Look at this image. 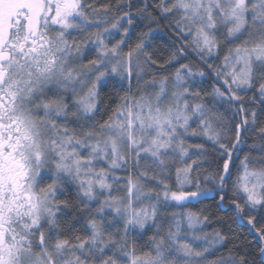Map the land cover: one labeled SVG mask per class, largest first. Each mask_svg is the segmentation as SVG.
<instances>
[{
    "label": "snow or ice",
    "instance_id": "obj_1",
    "mask_svg": "<svg viewBox=\"0 0 264 264\" xmlns=\"http://www.w3.org/2000/svg\"><path fill=\"white\" fill-rule=\"evenodd\" d=\"M151 7L140 10L144 31L131 0H0V264H264V0ZM154 16L171 18L179 37L163 62L150 50ZM189 55L198 67L182 63ZM177 64L170 93L168 77L153 76L151 92L132 94L133 78ZM109 86L125 95L98 120ZM189 134L203 139L185 147ZM246 136L261 142L249 145L257 156L233 178ZM71 186L76 195L60 199ZM217 196L257 258L230 241L243 239L231 226L208 234L210 216L185 211ZM228 243L227 258L210 260Z\"/></svg>",
    "mask_w": 264,
    "mask_h": 264
},
{
    "label": "trees",
    "instance_id": "obj_2",
    "mask_svg": "<svg viewBox=\"0 0 264 264\" xmlns=\"http://www.w3.org/2000/svg\"><path fill=\"white\" fill-rule=\"evenodd\" d=\"M89 3H92L94 6H99L101 4L105 3H112L113 5L116 3V0H88ZM158 4L160 0H131L132 8L130 9L131 13L136 16L138 19L134 21V25L138 26L139 28L143 29L144 31H148V20H141L139 19L140 16V10L143 7L145 3H147L150 6V12H155V9L151 6L153 3ZM129 0H124V7L127 9ZM122 15V13H121ZM158 16V14H157ZM173 24L174 21L169 19H157L155 16L153 18L151 27L155 34V39L151 41L150 50L153 52V54L162 62L165 61L169 55V53L180 47L179 43H176V41L179 40V37L173 32L172 27H169V25ZM125 26L127 24L125 23ZM138 33H133V35H137ZM118 38V37H117ZM182 43V42H181ZM227 53V48H224L223 52L221 53V59L223 58V55ZM194 55V54H191ZM191 55L188 56L187 59L182 60V63L190 64L192 67L196 68L198 67L196 60L191 58ZM219 63V61H217ZM180 65L177 64L175 67L168 68L167 71L164 69L159 68L158 66H153L156 68V72L152 73L151 71L147 73L145 76L144 82H148L155 76V79L157 81L163 79L165 76L168 77L169 81L174 77L176 68H178ZM199 79V77L197 78ZM134 82V80H133ZM140 86V83H139ZM136 84H133L132 87V94L136 95L138 92V88ZM125 89H127L128 85L125 81L124 84ZM213 87V80L212 78H207L203 84V89L205 91H210ZM125 95V92L121 91L119 88H112L111 86L104 89V91L101 93V99L103 100V103L100 106V112L97 115V119L99 120L101 117H103L104 120H107L108 117L112 114V110L115 109L116 104L120 102V97ZM253 92H248L245 96V103L248 104L250 108L256 109L258 112L260 110V102L258 98L256 100H252ZM107 109V111H105ZM262 117H264V113H260ZM239 119V117L237 118ZM197 123L193 122L191 124L190 132L192 129L197 128ZM203 139L202 136H190L188 139H186L185 146L188 147L189 144H195L200 142ZM232 140L235 139V136L233 135L231 137ZM248 144L243 148V150L239 153L240 159L235 161V164L233 165V173L235 178V172L236 169L240 166V160L244 158L246 154H250L251 158L254 160L257 156V151L250 149L249 145L256 143L259 145L261 142L255 137V136H246ZM191 152H195L196 148L191 147L189 149ZM195 158V157H194ZM141 166L143 167V163H141ZM73 188V186H71ZM76 195L75 190L73 188L72 192H68L67 190L64 191L63 195L60 196V199H66L70 197H74ZM219 200V197L217 196L215 200L212 198H209L205 200L203 203H194L193 206H191L189 209L185 211H192L194 213H199L201 210H204L205 215L210 216V221L208 222L207 226L203 229L205 233L211 234L214 231L221 230V224H223V230L228 231L229 226H231V231L236 233L238 237H242L243 239H236L235 237L230 236V241H234L236 245L240 244H248L250 245V248L248 249L252 253L253 258L258 257V253L255 248V242L251 239L250 236H248L247 231L245 229H241L236 224L232 223V220L229 219L223 211H218L215 207V203ZM74 203L79 204V201H74ZM95 209V205L93 206V210ZM70 211V210H69ZM71 217H69L70 219ZM223 218V219H222ZM85 222V217H81L79 223L83 225ZM246 223V220H245ZM166 227V226H165ZM83 235V233H81ZM152 233L149 232L147 235L143 237V239L139 240L138 244V251L143 248L144 251H147V247H145L148 244L149 236H151ZM233 247V243H228L226 247L222 248L220 251L214 252L212 256H210V260H217L220 257L227 258L228 256V249Z\"/></svg>",
    "mask_w": 264,
    "mask_h": 264
},
{
    "label": "rangeland",
    "instance_id": "obj_3",
    "mask_svg": "<svg viewBox=\"0 0 264 264\" xmlns=\"http://www.w3.org/2000/svg\"><path fill=\"white\" fill-rule=\"evenodd\" d=\"M133 80H134L133 84H136L137 87L139 86V83H140L139 88H147L149 90V92H151L153 90V85H150L148 82L145 83L144 80L137 81L135 78H133ZM173 80H174V77L170 80L169 85H168L169 93L172 90V83H171V81H173ZM154 87L156 88V90H158L159 84L157 83ZM196 121H198V118H193V121H190V124H192L193 122H196ZM190 136L191 135L189 134L188 137H190ZM188 137H187V139H188ZM81 151L85 152V154H86L88 150L87 149H82ZM141 163H143V161ZM99 167H100V164L97 165V169H99ZM105 167H106V165H105ZM114 174H115V176L120 177L121 179H124V171L122 169H115L114 170ZM47 182H50V181H46V183ZM73 188H74V186H73ZM113 194L114 195H117V196L124 195L123 185H114V187H113Z\"/></svg>",
    "mask_w": 264,
    "mask_h": 264
}]
</instances>
